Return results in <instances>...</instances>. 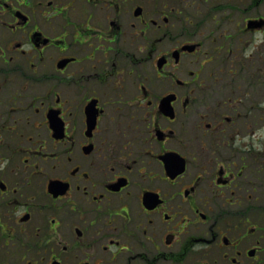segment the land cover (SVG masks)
<instances>
[{"label":"flooded vegetation","instance_id":"flooded-vegetation-1","mask_svg":"<svg viewBox=\"0 0 264 264\" xmlns=\"http://www.w3.org/2000/svg\"><path fill=\"white\" fill-rule=\"evenodd\" d=\"M0 264H264V0H0Z\"/></svg>","mask_w":264,"mask_h":264},{"label":"rangeland","instance_id":"rangeland-1","mask_svg":"<svg viewBox=\"0 0 264 264\" xmlns=\"http://www.w3.org/2000/svg\"><path fill=\"white\" fill-rule=\"evenodd\" d=\"M241 10H240V8L238 9V12H240ZM202 12H209L208 11V7L207 6H204L203 8H202ZM239 15H241V13L239 14ZM207 21H209V22H211L209 19L207 20ZM206 28V30L209 28V25H208V23H205L204 24V29ZM221 31L223 32V33H225V34H229V35H233V37L232 38H235V32H236V29H237V27H235V25H228V24H222L221 25ZM244 38H261L260 36H254V37H249V35H247V36H245Z\"/></svg>","mask_w":264,"mask_h":264},{"label":"water","instance_id":"water-1","mask_svg":"<svg viewBox=\"0 0 264 264\" xmlns=\"http://www.w3.org/2000/svg\"><path fill=\"white\" fill-rule=\"evenodd\" d=\"M162 104L167 108V112H166V114H171V109H170V107H169V99H165L163 102H162ZM55 126H53V128L54 129H56L57 128V122H52ZM52 187H54L55 186V184H53L52 183V185H51Z\"/></svg>","mask_w":264,"mask_h":264}]
</instances>
